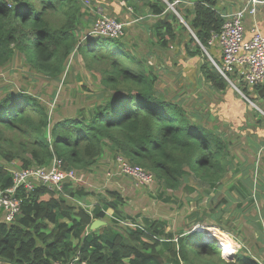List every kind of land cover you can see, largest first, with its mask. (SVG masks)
I'll use <instances>...</instances> for the list:
<instances>
[{
    "label": "trees",
    "instance_id": "trees-1",
    "mask_svg": "<svg viewBox=\"0 0 264 264\" xmlns=\"http://www.w3.org/2000/svg\"><path fill=\"white\" fill-rule=\"evenodd\" d=\"M126 1L136 18L153 14L149 26H132L138 44L126 36L83 39L97 18V5L91 0H0V71L21 60L30 82L35 81L34 74L36 80L51 83L62 80L68 62L82 56L84 66L91 75L98 74L103 87L97 108L82 107L73 114L60 101L51 106L38 86L34 92L17 86L6 89L0 95V188L13 184L7 169L11 163L47 166L57 157L64 168L95 175L109 152L114 157V175L126 176L116 163L121 155L152 172L154 184L158 181L162 187L159 197L168 202L182 191L186 169L209 186V193L221 187L231 168L239 165L231 148L244 129L249 131L242 112L250 111L249 102L264 98V86L242 88L244 98L200 46L199 42L221 61L217 42L209 45L225 22L220 0H140V5ZM170 4H176L187 25ZM145 6L149 10L142 14ZM172 50L177 51L173 59L169 57ZM194 58L199 60L197 84L210 98L223 102L217 113L191 92L194 80L185 74L182 61ZM165 69H179L180 76L176 81L167 77L169 83L162 89L159 81L169 75ZM15 80L23 82L20 77ZM172 92L173 96L166 94ZM202 108L207 115L198 112ZM257 133L253 131V136ZM260 133L254 149L264 158V133ZM254 161L245 170L248 175L259 166L258 159ZM253 177L247 182L243 175L237 178L244 197L257 182L264 185ZM87 183H67L65 194L42 185L26 192L16 219L0 221V264L67 263L77 254L90 264H264L246 246L232 258L223 253V258L219 244L203 239L202 232L175 233L168 230L166 220L143 217L140 212L133 216L127 212L122 190L96 191ZM255 193L249 203L262 200L264 209L261 190ZM90 198L96 199L92 209ZM109 209H113L112 226H108ZM255 210L257 221L261 215ZM97 218L107 221L101 234L90 227ZM255 227L264 252L263 231Z\"/></svg>",
    "mask_w": 264,
    "mask_h": 264
},
{
    "label": "rangeland",
    "instance_id": "rangeland-1",
    "mask_svg": "<svg viewBox=\"0 0 264 264\" xmlns=\"http://www.w3.org/2000/svg\"><path fill=\"white\" fill-rule=\"evenodd\" d=\"M165 1L167 2V0ZM175 5L176 4H170V8L174 11V13L177 14V16L181 20H184V18L177 11ZM261 9L262 7L259 8L258 12L255 14V17L260 14ZM108 14L113 15L112 12H108ZM131 14H133L131 16L132 19L125 20V22H127V25L124 27L123 36H126L125 38L130 43H133L135 40L136 44H138L137 39H134L133 36L134 30L132 24L139 23L145 17H147V19L151 18L153 17V14L148 13L136 18L133 9L131 11ZM115 16L118 17V15ZM245 23L250 27L254 25L253 21L249 18L245 19ZM91 29L93 28L91 27ZM84 37L82 38L84 39ZM97 37L100 36H88L86 37V39ZM131 48L135 52H137V49L134 45ZM203 51L205 54H207L205 49ZM176 52L177 51L172 50V52L169 53L171 54L169 57L171 59L175 58L172 54H175ZM168 71L172 74L163 76L162 81H159L160 86L162 83H169L167 77L169 78L172 76V79L175 77L174 81L179 78L180 75H178V69H165L164 73H167ZM89 72L90 71L84 66V60L82 56H78L77 60L73 59L71 62H68L66 72L64 73L65 76L62 80H55L51 83L42 80L38 81L36 80V76L34 74H31L35 81L30 82L27 77L25 62L17 60L16 63L11 67L0 71V95H2L6 89L11 90L10 88H13L14 86L29 90V92L36 91L38 86L40 90H43L44 95L42 97H44L46 101H49V104H51V106L53 104L56 106L60 101L63 104L67 105L66 110L70 114L77 113L78 110L82 107L88 111L89 109H94V106L95 108L98 107L97 103H99V100H97V98H100V95H102L101 92L103 90V87L99 84L98 74H93V76ZM199 74L200 73L198 72L195 76V79L198 78L197 76ZM190 75L191 73L188 74L189 77ZM18 77L22 78L23 80L21 85L15 80ZM190 78H194L193 73L192 77ZM48 86L50 87L49 89H47ZM198 88H201L203 93L199 91ZM191 89L192 94L196 93L195 96H198L201 99L204 98L203 100L206 101L205 103L213 107L211 104H214L215 98H209L206 94H204V88L202 85H199L198 87L193 85ZM166 94L168 96H173V92L170 94ZM210 99L212 100L211 103H209ZM186 103H188V101ZM256 104L249 102L248 108L250 109V111L248 113L246 111L242 112V114L246 117V124L248 125L247 128L249 129V131L244 129L243 135H241V137H239V139L233 143V147L231 148L234 162H238L239 165L231 168L230 172L223 180V185L221 187L213 189L209 191V193H206L209 190V186L206 183L200 181L195 177V175L191 174L190 171L186 169L183 178V182H185V184L182 187V191L177 193L175 196H172V199L166 202L164 200V196L159 197L160 191H162V187L159 186L158 181H156L155 184L153 181L149 184L140 185L136 182V180L129 176L114 175L111 169L114 157L109 154V152H106L104 157L101 158L102 165L96 167L95 175H86L85 172H81L80 174L81 176H83V179L88 182L87 184H89V187L96 191H104L110 188L122 190L127 200V212L133 216L140 212L143 217L146 216L152 219L157 218L166 220L168 222V230L175 233H179L181 231L193 232L195 229H203V239L221 243V246L219 247H222L221 255L223 258V253L225 254V250H223L224 247L222 244L228 243L235 246V252L240 249V247L246 246L248 251H250L253 255L257 256V258L263 260L262 262H264V252L259 249L262 248V241L259 237L260 231L255 227L257 226L259 229H261L264 235L263 202L262 200H258L257 202L249 203V196L252 194L251 196L254 197L256 194L255 192L258 193L261 190V195L264 196V185L260 187V184L257 182V185H255V190L252 191L254 186L251 187V191H246V194L248 196L244 197L243 194L239 191V186L242 183L237 179L238 176L243 175L244 181L247 182L249 176H251L252 178L254 174V182L256 180H261V182L264 183V158L260 157V151L254 149V147L259 144L260 138L258 136L261 135L260 132L264 133V98L258 100ZM199 107L201 106L196 105V108ZM189 108L191 107L189 106ZM198 112H203V114H206L203 108ZM212 112L215 113V109ZM254 114L256 116V120L253 117ZM224 123L228 122L225 121ZM253 131H259V133L254 134L253 136ZM254 138L256 139L255 144L252 142V140H255ZM243 144L244 147H241V145ZM256 151H258V153ZM262 157H264V155H262ZM255 159H258L259 166L258 168L253 169V171H251L252 173L250 172L251 174L248 175L245 170L248 166L255 162ZM109 171L111 172L110 175L108 174ZM80 183H82V181ZM84 184L85 182L80 185L82 186ZM168 194L171 195V191H168ZM179 197H183L186 200L182 202L180 200L182 198ZM90 199L92 203L89 205V209H92L93 205L96 203V199ZM174 201L176 203H174ZM255 209H258L259 215H261V217L258 218L257 221L255 218ZM107 214V220L109 222L108 226L114 225L115 223L111 221L113 209L107 210ZM5 216L6 212H2L0 214V220L5 221L3 219ZM123 223L126 225V222ZM100 228L94 230H98V233L101 234L103 230ZM232 256L233 254L229 256V258H232Z\"/></svg>",
    "mask_w": 264,
    "mask_h": 264
},
{
    "label": "built area",
    "instance_id": "built-area-1",
    "mask_svg": "<svg viewBox=\"0 0 264 264\" xmlns=\"http://www.w3.org/2000/svg\"><path fill=\"white\" fill-rule=\"evenodd\" d=\"M261 5H264V0H246L238 9L222 13L225 18L223 28L221 32L214 33L209 40V45L217 42L221 54L220 62L216 61L204 46L213 65L230 85L246 99L242 88L264 86V34L257 27L250 30L245 23V18L255 15ZM96 13L97 18L93 24V29L85 35L86 37L120 38L124 35V27L127 25L125 20L107 15L101 5L96 6ZM116 163L120 174L133 178L138 184H149L155 180L152 172L139 164L128 161L121 155L117 156ZM10 165L7 169L12 175L13 184L6 188H0V214L6 212L3 219L7 222L16 219L22 210L23 195L36 186H46L59 194H65L67 183L74 182L79 185L86 183L83 176L79 175L75 169L64 168L63 161L57 157H54L47 166L21 167L14 163ZM108 174L110 175L111 172L109 171ZM81 181L82 183H80ZM57 264L90 263L80 254H77L69 262Z\"/></svg>",
    "mask_w": 264,
    "mask_h": 264
},
{
    "label": "crops",
    "instance_id": "crops-1",
    "mask_svg": "<svg viewBox=\"0 0 264 264\" xmlns=\"http://www.w3.org/2000/svg\"><path fill=\"white\" fill-rule=\"evenodd\" d=\"M91 1H93V2L95 1V5H97V6L102 5L103 8L106 11V12L105 11L104 12L107 15H109L108 12H112L113 13V15H109V16L118 15L119 19L122 18L120 20L132 19L131 16L133 14H131V11H132V9L134 10V8L130 4V1H126V0H91ZM244 1H246V0H220V4H221L222 7L224 6V9L223 10H225V12H227V11H232V10L238 9L241 5L244 4ZM134 2L137 5H140V4H142L143 1H140V0L136 1L135 0ZM260 7H262V9L260 10V14L259 15H257L256 17H255V15H250V16H247L246 17V18L251 19L253 21V23H254L253 26H251V27L250 26H247V27L250 30L257 27L261 31V33L264 34V5H261ZM148 10H149V7L148 6H145L144 9H143V11H141V12H142V14H146L148 12ZM120 15H121V17H120ZM148 20H149V18L146 19V20H144V21H140L138 24L133 23L132 25L140 26L141 28L142 27H146V26H149ZM141 28H139V30H140V32L145 37V33H144V31ZM250 30H249V32H250ZM137 31H138V29H137ZM219 50H217L216 53H217V55L219 57H221V54H220ZM163 57L165 58V56H163ZM152 61H153V63H156L157 62V58L155 59V57H153V60ZM155 65H157V64H155ZM182 65H185L184 72H185V74L187 76H188L189 73H191L190 77H192V73L194 74V78H193L194 79V84H195L196 87H198L199 85L197 84V81L195 79V76L199 72V60L197 58L190 59V60L189 59L188 60H183L182 61ZM169 74H171V73L169 72ZM192 83H193V81H192ZM166 85L167 84L162 83L160 87L162 89H165V86ZM198 90L200 91V88H198ZM201 92H202V90H201ZM204 94H206V93H204ZM211 102H212V100L210 99L209 100V103H211ZM222 103H223L222 101L214 100V104H211L212 106L215 107V113H217V110L218 109H221L223 107ZM229 109H230V107L228 108V110ZM235 119H237V118H235ZM233 247H235V246L233 245ZM223 250H225V249L223 248ZM231 255L232 254H228L227 256L229 257ZM1 264H4V263H1Z\"/></svg>",
    "mask_w": 264,
    "mask_h": 264
},
{
    "label": "water",
    "instance_id": "water-1",
    "mask_svg": "<svg viewBox=\"0 0 264 264\" xmlns=\"http://www.w3.org/2000/svg\"><path fill=\"white\" fill-rule=\"evenodd\" d=\"M186 25H187V23H186V21H184V20H182ZM199 44H200V46L202 47V49L204 50V46L199 42ZM208 54V53H207ZM257 107V106H256ZM260 110V109H259ZM104 225H107V221L106 220H102V219H99V218H97V219H95L93 222H92V224H91V229L92 230H94V229H97V228H100L101 226H104ZM196 231H199V232H201L202 230L201 229H199V230H196ZM219 244V246H221V243L219 242L218 243Z\"/></svg>",
    "mask_w": 264,
    "mask_h": 264
},
{
    "label": "bare ground",
    "instance_id": "bare-ground-1",
    "mask_svg": "<svg viewBox=\"0 0 264 264\" xmlns=\"http://www.w3.org/2000/svg\"><path fill=\"white\" fill-rule=\"evenodd\" d=\"M203 230V229H202ZM211 233V232H210ZM224 249H225V255H228V254H233L235 253V249L233 247V245H230V244H222ZM222 248V247H221ZM224 255V254H223Z\"/></svg>",
    "mask_w": 264,
    "mask_h": 264
}]
</instances>
